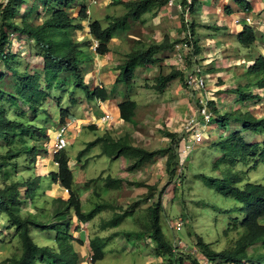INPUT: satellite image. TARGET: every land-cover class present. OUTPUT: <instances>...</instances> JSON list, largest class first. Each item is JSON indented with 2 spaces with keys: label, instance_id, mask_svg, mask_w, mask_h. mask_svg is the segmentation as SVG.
Listing matches in <instances>:
<instances>
[{
  "label": "rangeland",
  "instance_id": "374dc122",
  "mask_svg": "<svg viewBox=\"0 0 264 264\" xmlns=\"http://www.w3.org/2000/svg\"><path fill=\"white\" fill-rule=\"evenodd\" d=\"M85 0L90 10L92 19L100 20L105 26L109 24L108 15L120 16L127 9L119 3H112L113 0H97L98 3ZM254 11L250 14L240 12L238 14L227 15L226 5H236L235 0H192L193 8L183 11L175 6H163L156 8L153 12L145 14L138 20L131 19L119 35L111 42V51L106 55L94 54L92 60L86 61V82L89 86L103 85L111 91L110 100L90 101L81 88L76 89V97L80 100L75 106L71 107L77 119H83V123L73 122L70 132L71 143L65 149L70 156V166L74 172V188L80 195L83 210L92 213L93 217L89 221L82 223L74 212L69 215L71 228L70 232L76 238L83 240V245L76 242L78 250L81 251V264H90L92 249L90 240L93 236H111L114 232L120 235L111 239L105 247V257L101 261L105 264H156L162 262L161 257L154 253L156 243L151 239L136 238L132 235L126 237L125 234L131 230L143 228L146 223L144 214L146 208L152 203V199H145L147 186L155 185L160 191L166 187L164 192V211L162 214V229L167 237L174 242L176 239L179 245L177 253L184 252L196 255L203 264H210L208 259L200 252L197 245L198 236H202L217 250L224 249L231 245L238 234L233 232L230 236L225 235L228 223L241 215L240 207L246 203L237 200L232 195L221 193L220 185L222 179L228 177L236 171H241L244 182L264 183V163H260L256 168L253 162H238L231 165L229 162L223 163L220 169L213 167L215 160L222 155L219 143L230 132L235 131L237 122L228 124L227 131L220 127V122H213L204 129L205 140L197 144L192 152L179 154V166L176 177L170 178L167 172V156L158 154L152 161L143 166L130 169L134 162L125 155L112 158L103 155L100 144L91 147L78 160L79 152L87 147L88 142L97 139L104 134H110L114 138L130 136L131 143L145 147L149 150H158L167 147L171 140L166 136L165 131L177 132L182 136L190 134L187 132L189 125L187 119L197 116V104L199 92L189 88L186 80L180 77L170 82L164 91L156 88L157 77L159 74H167L174 69L182 70V67L189 66V70L196 63L203 66L204 73L207 75L208 96H216L219 106L225 110L244 108L252 110L257 116H264V89H260L256 80L257 75L251 74L248 67L255 60V56L264 53V25L256 23L258 40L251 46L241 44L236 34L241 31L236 20H240L246 15H251L254 20H261L264 24V0H251ZM7 0H0L6 3ZM219 3V4H218ZM222 3V4H221ZM22 9L29 8L25 5ZM78 10L76 9V12ZM88 20L84 24L88 27ZM191 29L192 23L196 24L195 39L200 46V53L193 51L185 53L186 60L180 59L176 64L174 51L158 52L157 56L163 58L160 65L142 66L136 69V78L132 84L116 83L119 74L117 69L119 64L124 61L126 53L131 52L139 46H149L150 44L160 43L164 37L170 41L183 40L186 31ZM261 27V29H260ZM77 39L91 38L93 45L95 39L86 28L84 31L74 33ZM91 34V36H90ZM138 38V39H137ZM92 45V46H93ZM35 42L27 36L12 34L11 49L20 50L22 59L29 67L37 68L43 64L42 57L34 50ZM94 48V47H93ZM92 48V49H93ZM193 57L196 58L193 59ZM28 66H22V68ZM3 70L6 66L2 64ZM141 68V69H140ZM187 71H184L186 78ZM248 83V91L260 94V99L251 101L247 107L243 106L242 101H235L237 94L231 95L228 90H235L241 84ZM66 85L65 87H67ZM54 96L61 97V103L54 101L48 102L46 108L50 112V118L54 120L55 127L47 129L49 139L43 141L50 145L55 143V130L59 128V115L61 108H67L70 103V93L64 89L52 88ZM134 99L139 102L137 115L133 121H125L119 114V104L126 99ZM19 105L13 101H3L4 107L12 117L34 119L33 111L29 106L19 100ZM84 110L90 112L86 114ZM107 111L114 114L113 122L101 123V116ZM23 112H25L23 114ZM42 112L36 120L40 119ZM98 121V123L94 121ZM92 129L88 125L95 124ZM76 127V128H75ZM56 128V129H55ZM248 137L260 139L259 132H249ZM0 152H5V147L0 142ZM29 159L24 157L20 162L18 177L28 178L35 175H44L41 192L32 203L27 198L24 212H44L51 215L58 206L55 199L59 196L68 197V194L59 183L52 182L49 175L51 170L57 169L54 165L50 152L39 155L36 163L31 164V170L27 169L28 164L24 161ZM53 162V165H52ZM30 164V163H29ZM50 164V165H49ZM50 166V167H49ZM49 175V176H48ZM123 178L121 188H111L106 185V177ZM90 179L95 181L86 184ZM0 176V183L2 182ZM176 185V189L174 186ZM25 192V191H24ZM99 194V195H98ZM176 196V197H174ZM140 200L138 207L134 209L133 216L125 218L118 227L103 229L102 224L105 220H110L117 213H122L133 208V204ZM111 202L115 209L106 208L101 212H94L97 204ZM43 210V211H42ZM46 219V217H42ZM51 220V217H49ZM182 221L183 226L175 225L177 221ZM56 221L53 220V222ZM264 223V216L261 218ZM77 226L81 228L78 230ZM146 226V224H145ZM57 229H42L31 227V235L39 245L55 246ZM179 240V242H178ZM181 241V242H180ZM22 251L21 240L16 235L15 227L7 222L5 217H0V264L13 255L20 254ZM190 259L186 264H192Z\"/></svg>",
  "mask_w": 264,
  "mask_h": 264
},
{
  "label": "trees",
  "instance_id": "16d2710c",
  "mask_svg": "<svg viewBox=\"0 0 264 264\" xmlns=\"http://www.w3.org/2000/svg\"><path fill=\"white\" fill-rule=\"evenodd\" d=\"M235 1V6H225L227 15L254 11L251 0ZM112 3L123 4L127 11L120 16L108 15L107 26L98 19H90L85 0H7L6 3L0 4V142L5 147V152H0V176L3 179L0 183V217H5L7 222L15 227L16 235L20 238L22 245L21 253L6 258L3 264H81L82 254L76 242L83 245V240L76 238L70 232L69 215L74 212L78 219L85 223L92 219L93 212L86 213L83 210L80 195L74 188V172L70 166L68 152L64 149L55 154L54 158L59 163V168L58 171L49 172L52 182L59 183L68 189L66 192L68 197L58 195L55 199L58 206L51 215L44 212L39 214L24 212L27 198L35 203L34 200L38 194L40 192L44 194L45 189H42L44 176L23 178L18 177V174L20 162L24 157L29 159L24 162L28 164L27 169L30 171L31 164L36 163L39 155L47 154L49 150L43 141L49 139L47 129L56 125L49 117L50 112L45 105L51 100L61 103V97L54 96L50 90L64 89L70 93L68 107L61 108L59 126L66 124L71 117H75L71 107L80 101L75 96L76 89L81 88L90 101L110 100L113 95L107 87L103 85L92 87L86 82V61L92 60L94 54L104 56L110 52L111 41L127 27L131 19L138 20L156 8L166 6L169 0H113ZM183 3L186 5L187 1L184 0ZM25 5L29 8L23 11ZM190 8L194 9V4H191ZM87 19H89L90 33L99 41L95 50L92 49L91 38L79 40L74 34L86 29L84 21ZM184 27L187 30L186 23ZM12 34L27 36L35 42L36 55L39 54L43 60L41 67H29L22 59L20 50L11 49ZM185 34L186 39L192 41L194 53H200V46L195 39L196 24L192 23L191 29ZM236 37L245 46H251L258 40L256 28L246 22ZM180 41L182 40L170 41L168 37H164L161 43L139 47L126 53L124 61L117 68L120 72L115 82L132 84L136 81L138 67L160 65L163 58L157 56L158 52L174 49ZM255 57L248 71L257 75L256 83L260 89H264V54L261 53ZM2 64L6 66V69L3 70ZM22 66L28 67L22 68ZM184 71L186 70L174 69L167 74H159L157 90L164 91L176 78L186 80ZM66 85L68 86L65 87ZM247 86L248 83L241 84L235 90H228L231 95L237 94L235 101H242L244 107H247L249 102L261 98L260 94L248 91ZM5 100L13 101L17 105L21 100L33 111L34 119L12 117L2 104ZM209 105L214 114L212 122H220L222 129L227 131L228 124L231 122H237L240 125L217 143L223 153L215 160L213 167L220 169L223 163L229 162L234 166L241 161H252L253 167L256 168L260 163H264V116H257L252 110L244 108L228 109L223 112L216 96H211ZM138 107L137 100L130 98L123 100L119 104L121 117L125 121H133ZM40 112H42L40 119L36 120ZM88 126L92 129L97 127L96 124ZM249 132H259L262 137L260 139L248 137ZM165 134L170 138V144L158 150H149L131 143L128 135L114 138L106 133L88 142L87 147L79 152L77 158L81 160L85 152L100 144L103 155L112 158L125 155L134 161L130 166V169H134L152 161L158 154H165L168 175L170 178H175L179 166V154H181L179 144L183 136L170 131H165ZM106 179V185L115 189L121 188L125 181L123 178L111 176ZM244 180L242 172L236 171L222 179L220 185L221 193L232 195L246 203L239 208L241 215L231 220L225 230L226 236H230L233 232L238 234L234 242L224 249L217 250L202 236H198L197 245L210 264H264V223L261 222L264 216V183L247 181L243 184ZM93 181L95 180L90 179L86 184L89 185ZM176 185L175 183L174 189L177 188ZM147 187L149 188L144 198H153V201L144 214L146 226L144 224L143 228L128 231L125 236L134 235L139 239L146 238L154 241L156 243L154 253L162 258V262L156 264H186L188 259L192 264H203L196 255L187 254L185 257L184 252L177 253L178 246H175L162 229L164 192L167 186L160 191L155 185ZM139 203L140 200L133 204L132 209L117 213L110 220H105L102 224L103 229L118 227L125 218L132 217ZM106 208L115 209L116 206L111 202L100 203L97 204L94 212H101ZM55 219L56 221L53 222ZM33 226L57 229L55 246L37 244L31 235ZM80 228L77 226L78 230ZM119 235L118 232H114L108 237L93 236L90 240L93 252L90 264H105L101 262L106 254L105 247L113 237Z\"/></svg>",
  "mask_w": 264,
  "mask_h": 264
},
{
  "label": "built area",
  "instance_id": "2783aa9c",
  "mask_svg": "<svg viewBox=\"0 0 264 264\" xmlns=\"http://www.w3.org/2000/svg\"><path fill=\"white\" fill-rule=\"evenodd\" d=\"M184 0H169L168 5L169 6H175L177 8H180V10H187L190 8V5L192 4V0H186L187 4L185 5L183 3ZM238 24L241 23H253L254 20L252 16L246 15L245 17L241 18L240 20H236ZM190 35V34H189ZM192 42V41H191ZM189 40L186 39V34L183 36V40L176 44L175 50H174V57L175 62L178 64L180 59L186 60V54L187 52H190L193 50V45ZM193 59L196 58L193 57ZM178 61V62H177ZM180 64V63H179ZM181 66H184L183 62L180 64ZM189 67H182V69L187 71L186 74V83L187 86L193 90H196L199 92V100L197 104V116H191L189 119H187V125H189L188 129H186L187 132H190V134L183 136L180 144H179V152L180 153H189L192 152V150L195 148V146L205 140L204 135V129L206 127L210 126L214 118L213 111L211 110V107L209 105V99L211 96H208V89H207V75L204 73L203 66L200 63H196L192 69H188ZM114 114L112 111H108L104 113L101 116V119L99 120L101 123L108 124L106 122L111 123L114 120ZM74 122L73 120L68 121L66 124H62L58 126V130L56 131V137H55V143L53 146H51L52 151L57 152L60 150L65 149L69 144V135L68 131L70 129V125H72ZM204 128V129H203ZM183 222L177 221L175 225L178 227H182ZM177 241V239L175 240ZM174 241L175 246H179L177 242ZM179 242V240H178ZM181 242V241H180ZM92 259V258H91Z\"/></svg>",
  "mask_w": 264,
  "mask_h": 264
},
{
  "label": "clouds",
  "instance_id": "9594fccd",
  "mask_svg": "<svg viewBox=\"0 0 264 264\" xmlns=\"http://www.w3.org/2000/svg\"><path fill=\"white\" fill-rule=\"evenodd\" d=\"M91 2H94V3H98V1L97 0H93V1H91ZM168 5V4H167ZM89 8V7H88ZM88 13H90V10L88 9ZM246 14H250V13H246ZM90 15V14H89ZM251 16V15H250ZM108 18V17H107ZM90 19H91V15H90ZM88 20V27L86 26V28H88V31L90 32V30H89V19H87ZM254 20V19H253ZM256 23H258V20H254V22L253 23H248V24H250V25H256ZM238 24V23H237ZM244 23H241V24H238V25H243ZM104 25V24H103ZM105 26V25H104ZM107 26V25H106ZM119 35V34H118ZM90 36H91V34H90ZM117 37V36H116ZM115 38V37H114ZM113 38V39H114ZM92 39H95V38H92ZM112 42V41H111ZM181 42V41H180ZM99 45V41H98V39H95V44L92 46V48H93V50H95L96 49V47ZM193 45V44H192ZM110 46H111V44H110ZM193 53H194V46H193ZM264 54V53H263ZM187 57V56H186ZM177 64V63H176ZM178 65H179V63H178ZM108 112V111H107ZM110 112V111H109ZM86 114H88V115H90V112L89 111H86ZM74 119V122H76L77 124H81V123H83V119H77L76 117L75 118H70V120H73ZM94 122H96V123H98V121H94ZM95 123V124H96ZM72 127V126H71ZM71 127H70V129H71ZM76 128V127H75ZM56 129V128H55ZM58 130V128L55 130V132ZM73 132H74V130L73 131H71L70 132V130L68 131V135H69V138H70V134H73ZM56 137V136H55ZM55 140V139H54ZM69 141H70V139H69ZM71 143V141L69 142V144ZM68 144V145H69ZM45 146H47V144H45ZM67 148V147H66ZM65 148V149H66ZM64 150V149H63ZM61 151V150H60ZM48 152H50V156H52V159H53V162H54V165L57 167V169H55V170H51V171H58V168H59V163L58 162H56L55 161V158H54V156H55V154L57 153V152H59V151H57V152H54V151H52V149H51V145H50V151L48 150ZM72 168V167H71ZM50 171V172H51ZM40 175H42V174H40ZM44 176V175H43ZM49 176V175H48ZM65 189V188H64ZM68 191V189H65V192H67Z\"/></svg>",
  "mask_w": 264,
  "mask_h": 264
},
{
  "label": "crops",
  "instance_id": "0c3cea01",
  "mask_svg": "<svg viewBox=\"0 0 264 264\" xmlns=\"http://www.w3.org/2000/svg\"><path fill=\"white\" fill-rule=\"evenodd\" d=\"M219 4V3H218ZM222 4V3H221ZM258 24H260V25H264L263 24V22L260 20H258ZM240 29H242V27H240L239 28V30ZM260 29H261V27H260ZM138 39V38H137ZM161 43V42H160ZM139 47H143L142 45L141 46H139ZM138 48V47H137ZM175 50V48L174 49H166V50H164V51H162L163 53L164 52H171V51H174ZM159 53H161V52H159ZM139 103V102H138ZM85 112L87 111V110H84ZM118 112H119V114H120V111L118 110ZM75 117H76V115H75ZM75 117H72V118H75ZM78 118V117H77ZM76 132V130H74V132H73V134ZM50 165V164H49ZM52 165H53V162H52ZM50 167V166H49ZM216 264H218V263H216ZM220 264H226V263H220ZM229 264H233V263H229Z\"/></svg>",
  "mask_w": 264,
  "mask_h": 264
}]
</instances>
